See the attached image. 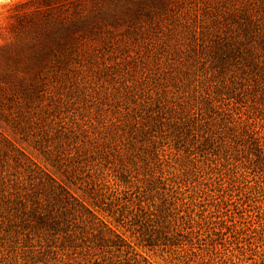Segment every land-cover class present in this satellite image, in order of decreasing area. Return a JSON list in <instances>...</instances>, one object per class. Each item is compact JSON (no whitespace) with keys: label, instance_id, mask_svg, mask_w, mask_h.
Here are the masks:
<instances>
[{"label":"rangeland","instance_id":"374dc122","mask_svg":"<svg viewBox=\"0 0 264 264\" xmlns=\"http://www.w3.org/2000/svg\"><path fill=\"white\" fill-rule=\"evenodd\" d=\"M171 1L0 0V132L133 264H264V94L184 27L245 0ZM21 232L0 236V264L78 261Z\"/></svg>","mask_w":264,"mask_h":264},{"label":"trees","instance_id":"16d2710c","mask_svg":"<svg viewBox=\"0 0 264 264\" xmlns=\"http://www.w3.org/2000/svg\"><path fill=\"white\" fill-rule=\"evenodd\" d=\"M219 2H204V18L198 19L195 10L184 27L209 50L216 73L245 80L243 92L253 95L260 89L264 94V0ZM170 3L173 11L182 1ZM161 22L163 33L171 31L169 23ZM183 33H173L181 45ZM49 151L45 149V161L50 160ZM21 231L30 243L37 238L43 248L39 254L52 243L62 255L75 254L76 264H133L121 255L126 244L95 211L0 132V236L12 233L17 238Z\"/></svg>","mask_w":264,"mask_h":264}]
</instances>
